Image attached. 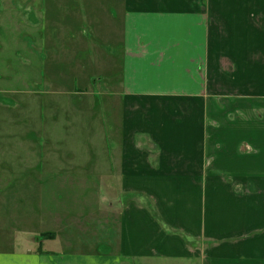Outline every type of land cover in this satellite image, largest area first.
I'll use <instances>...</instances> for the list:
<instances>
[{
	"label": "crops",
	"instance_id": "0c3cea01",
	"mask_svg": "<svg viewBox=\"0 0 264 264\" xmlns=\"http://www.w3.org/2000/svg\"><path fill=\"white\" fill-rule=\"evenodd\" d=\"M29 2L58 43L60 11L76 52L85 28L118 50V165L45 173L34 232L0 264H264V0Z\"/></svg>",
	"mask_w": 264,
	"mask_h": 264
},
{
	"label": "rangeland",
	"instance_id": "374dc122",
	"mask_svg": "<svg viewBox=\"0 0 264 264\" xmlns=\"http://www.w3.org/2000/svg\"><path fill=\"white\" fill-rule=\"evenodd\" d=\"M29 1L0 0L1 250L16 249V231L34 232L27 218L44 210L49 174L88 180L118 165L117 150L112 151L111 145L118 139V50L103 46L107 31L95 29L93 43L92 29L85 28V41L76 52L75 34L80 28L60 11L56 15L62 14L69 26L64 42L58 43L61 28L53 26L55 18L50 19L53 24L50 20L44 24V13L38 11L41 18L31 13ZM51 1L56 6L58 0H47L48 6ZM38 36L50 45L40 48ZM46 66L51 72L45 76L41 69ZM127 199L146 206L133 195ZM41 237L38 233L37 241Z\"/></svg>",
	"mask_w": 264,
	"mask_h": 264
},
{
	"label": "trees",
	"instance_id": "16d2710c",
	"mask_svg": "<svg viewBox=\"0 0 264 264\" xmlns=\"http://www.w3.org/2000/svg\"><path fill=\"white\" fill-rule=\"evenodd\" d=\"M44 237H52L53 235L52 234H46V235H43Z\"/></svg>",
	"mask_w": 264,
	"mask_h": 264
}]
</instances>
